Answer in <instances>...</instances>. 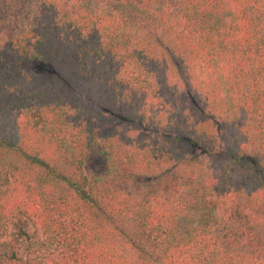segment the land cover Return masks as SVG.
Masks as SVG:
<instances>
[{
	"label": "trees",
	"instance_id": "1",
	"mask_svg": "<svg viewBox=\"0 0 264 264\" xmlns=\"http://www.w3.org/2000/svg\"><path fill=\"white\" fill-rule=\"evenodd\" d=\"M0 264H264V0H0Z\"/></svg>",
	"mask_w": 264,
	"mask_h": 264
},
{
	"label": "rangeland",
	"instance_id": "2",
	"mask_svg": "<svg viewBox=\"0 0 264 264\" xmlns=\"http://www.w3.org/2000/svg\"><path fill=\"white\" fill-rule=\"evenodd\" d=\"M37 73H41L39 68L35 69ZM84 171L92 176H98L105 171V162L97 149H94L84 165Z\"/></svg>",
	"mask_w": 264,
	"mask_h": 264
}]
</instances>
